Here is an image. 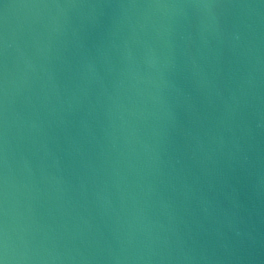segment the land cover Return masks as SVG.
<instances>
[{"label":"water","instance_id":"1","mask_svg":"<svg viewBox=\"0 0 264 264\" xmlns=\"http://www.w3.org/2000/svg\"><path fill=\"white\" fill-rule=\"evenodd\" d=\"M4 264H264V0H0Z\"/></svg>","mask_w":264,"mask_h":264},{"label":"snow or ice","instance_id":"2","mask_svg":"<svg viewBox=\"0 0 264 264\" xmlns=\"http://www.w3.org/2000/svg\"><path fill=\"white\" fill-rule=\"evenodd\" d=\"M0 264H4L3 260H0Z\"/></svg>","mask_w":264,"mask_h":264}]
</instances>
